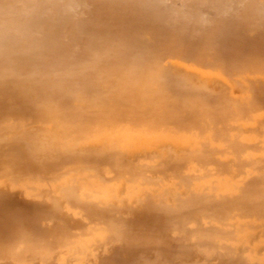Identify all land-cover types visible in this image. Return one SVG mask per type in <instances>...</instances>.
I'll return each mask as SVG.
<instances>
[{
  "label": "bare ground",
  "instance_id": "bare-ground-1",
  "mask_svg": "<svg viewBox=\"0 0 264 264\" xmlns=\"http://www.w3.org/2000/svg\"><path fill=\"white\" fill-rule=\"evenodd\" d=\"M206 57L209 58L205 60ZM181 60H190L200 67H206L200 64L207 62L208 69L211 67L214 73L206 74L199 70L195 74L200 79L204 77L206 80H213L215 85H223V88L226 84L223 75L225 71L253 74L263 71L264 0H0V113L33 114V121H56L49 125L53 128L47 126L39 132L21 129L19 134L7 137L14 138L19 143L13 145L14 152H11L10 147L3 148L4 144L0 141V195L7 194L14 185H22L23 193L29 196L27 184H31L37 191L40 202L37 205L44 208L34 205L30 206L32 209L28 212L21 213L14 212L15 209L12 208L9 213L15 215L5 216L1 209L13 207L15 199L0 197V223L21 225L28 218L31 224L29 232L33 235L38 237L53 234L54 231L46 230L48 228L43 226L40 229L39 225L43 220L53 221L55 217L54 221L60 220L61 210L65 207H77L80 197L76 181L87 173L96 182L118 180L120 189L123 186L126 189L127 186L131 187L130 184H123L127 179L134 185H153V182H157L156 186L165 187L166 193H172L179 186L174 185L176 182L168 185L169 181L166 182L163 178L171 173L162 177L167 186L159 185L162 183L153 174L154 168H162L164 159L160 160L155 156L146 158L144 163L150 167L147 170H143L145 168L142 169L139 162H126L127 155L134 154L139 149L172 146L173 151H178L182 147L179 142L186 139L170 133L168 130L171 122L160 120L161 116L171 113L166 115L173 121L171 124L177 122L179 127L183 123L181 118L185 123L184 127L190 129L189 126L192 125L187 126L186 123L191 124L192 121L187 122L186 119L190 118L185 116L189 111L187 109L195 104L201 110L197 109L195 112L192 109L193 112L190 110L188 115H191L190 112L196 115H199L198 112L206 114L214 108L217 116L210 113V122L214 118L212 122L216 120L222 123L236 115L238 118H235L241 121L246 112L256 113L264 105V89L257 86L253 88L255 95L248 102L250 107L247 110L242 108L244 106L241 102L240 104L234 99L233 93L229 91L226 95L228 102L224 103H230V109L238 105L236 108L239 111L234 113V117L224 103L226 111L219 105L212 108V97L215 96L212 92L208 94L209 89L202 90L205 86L203 82L200 85L191 82L193 76L189 82L182 76L184 71L179 70L182 75L176 72L172 74L171 69L164 66L167 63L173 68L191 70L190 66L182 67L179 63ZM213 92L220 99L225 96L221 90ZM203 95L205 98L209 96L208 101L204 100ZM155 99H161L165 104L154 103L156 107L153 105L148 110ZM157 106L160 109L163 107L162 111L167 107L166 112L162 113ZM174 110L179 114L182 111V116H177ZM155 115L160 118L155 119ZM170 115H173L175 122ZM147 116L151 119L144 118ZM124 121L128 123L123 124ZM262 128H259L261 133ZM196 130L197 134L202 135L203 132ZM222 130L225 131L223 128ZM212 131L213 134L216 133L215 130ZM4 138L0 133V140ZM174 155L166 158V161L171 164V160L177 162L178 157ZM159 161L162 162L158 167L156 165ZM259 161L251 163L255 162L253 164L261 169L258 163H263ZM73 162L86 163L88 166L67 168ZM88 168L90 171L87 172ZM190 172L192 175L196 174ZM42 174L49 175L47 184L43 183L46 187L40 189L39 184L33 183L34 180L39 182ZM246 174L248 173L239 174L240 177L236 176L238 178L229 174V179L218 177L212 184H205L203 176L195 179L196 182L192 180L196 185L189 180V185L183 183L184 196L176 200V204H172L174 199L170 201L154 195L132 206L129 212L121 205L96 214L87 212L89 215L86 216H95L99 220L98 224L106 225L108 222L106 226L109 229L107 228L108 234L103 231L105 228L101 230L98 227L100 230L96 231L98 228L95 220L79 224L77 227L87 230L94 226L95 231H92L91 237H86L81 242L85 243L86 249L89 248L87 243L97 239L125 241L126 249L127 244L130 246V243H138L137 246L141 247L140 256L138 254L135 257L134 264H141L136 260L138 256H144V250L154 247H147L146 244L154 237L170 242L162 257L165 264H212L202 261L201 257L214 254V250L221 247L226 250L224 253L220 252L223 253L221 256L224 258L225 255V261L233 259L232 264H264V197L261 196L264 195V171L251 174V181L245 180ZM63 175H68V179L61 186L59 178ZM172 178H177V175ZM153 187L142 188L146 190ZM42 199L49 209L42 204ZM87 204V209H95L94 205H97L94 201ZM243 211L246 212L244 215ZM232 212L235 215L229 216ZM16 214L20 215L17 217ZM21 217L23 218L20 219ZM65 220L67 219L62 221ZM68 221L64 223L72 228L70 225L73 222ZM59 225V231L68 226ZM124 225L127 226L126 229H116ZM50 226L52 228L53 225ZM18 230L20 231L19 227ZM58 234L56 238L61 233ZM36 236L33 241H36ZM61 236L70 238L65 234ZM16 237L13 236L15 240L11 237L14 242L18 241ZM38 238L41 240L40 236ZM56 238L53 239L55 242L59 239L58 244H66H63V239ZM175 240L178 243H174ZM25 242L22 246H15L14 250L12 244H0V258L16 259L24 254L23 249L26 253H35L33 249L37 246ZM212 243L217 246L212 247L215 245ZM42 246H38L39 251H43ZM235 253L237 256H234ZM215 256L212 258L214 261L216 258L218 263L213 261V264H227L228 261L219 262L222 261L220 254ZM195 257L200 260L190 261ZM178 258L182 260L176 261Z\"/></svg>",
  "mask_w": 264,
  "mask_h": 264
},
{
  "label": "rangeland",
  "instance_id": "rangeland-1",
  "mask_svg": "<svg viewBox=\"0 0 264 264\" xmlns=\"http://www.w3.org/2000/svg\"><path fill=\"white\" fill-rule=\"evenodd\" d=\"M177 3H179V2H177ZM208 58L209 57H206L205 60H207ZM179 63L182 67H185V65L190 66L191 70H187L186 68H184V69L173 68V67H170V65H168L167 63H164L165 64L164 66L170 68L172 74H175V72H176V74L182 75L181 74L182 71H184L188 75L191 74L190 76H186V75H184L185 73L182 72L183 73L182 76H184L189 82H190L191 76H193L191 79L192 80L191 82H194L195 84L199 83V85L201 82H203V84L205 86H203V88L201 86L202 90L209 89L208 94H210V92H212L215 96L214 98L212 97V99H213L212 103L210 101L212 108L218 107L217 105H219V107H221L225 104L224 102H228L226 95L230 91L231 94L233 93L232 96L234 97V99L238 100L237 102H239V103L241 102L243 104L244 107H242V106L241 107L244 109L246 108V110H247V107H250V103H248V102L250 100H252L253 95H255L253 93V90H254L253 88L258 86V87H261L264 89V85H263L264 84V70L261 72H258V73H254V74L253 73L236 72L233 70H230V72L229 71L228 72L223 71L224 72L223 75L226 78V84H225V87L223 88V85L217 86V85H215V82L213 80L209 81V80H206L204 77L200 79L195 74V71H199V70L206 72V74H209V73L213 74L214 73L213 69L211 67H210L211 69L210 68L208 69L209 66H207L208 65L207 62H206V64L205 63L200 64L198 62L200 65L204 64L207 68L202 67V66H201L202 67L201 68L200 66L193 64V62H191L190 60H187V61L181 60V61H179ZM199 68H201V69H199ZM174 69H175V71H173ZM177 71H179V73H177ZM233 72H236V73H233ZM220 73H222V72L220 71ZM194 75L197 77H195ZM158 81L162 83V81H160V80H158ZM237 81L241 82V83H238ZM203 84H201V85H203ZM253 85H254V87H251ZM246 86L248 87L247 89H249V90L246 89ZM204 87H207V88H204ZM212 90L215 92L217 90L218 91L221 90L222 95H225V96H223L220 99V98L216 97V93H214ZM203 92H205V91H203ZM206 92H207V90H206ZM213 94H211V96ZM205 96H206V94H205ZM205 96L203 95L204 100L208 101L209 96H207V98H205ZM204 100L202 99V103ZM209 100H210V98H209ZM157 102L161 103L160 105L165 104L164 101H161V99H157V101L155 99V100H153V102H151V105L147 109L149 110V109H151V107H154L155 106L154 103L158 104ZM196 103H197V101H196ZM224 106H226V109L228 110V112L230 110V112H231L230 115L231 116L233 115L232 117H234V113L236 111H239V109L236 108L238 105L237 106L235 105L236 107L232 108V109H230V106H231L230 103H226ZM224 106H223V109H225ZM160 107H162V106H160ZM239 107H240V105H239ZM158 108H155V109H158ZM162 108L161 109L159 108V109L162 111ZM166 108L164 110L165 112H166ZM199 108H201V107H199ZM192 109H193V111L197 112V109H198L197 105L195 104V106H193V107H191V109L189 108L187 110L192 111ZM194 109H196V110H194ZM226 109H225V111H226ZM176 110H174V111H176ZM198 110H201V109H198ZM257 110H258V112H256V113L246 112V115L244 116V118H242L241 121L235 118V117H237V115H236L233 119H230V118L225 119V121L223 123L216 121V120L214 122H212L214 120V118L210 122V119H211L210 113L216 115L215 114L216 110H214V108L211 109L210 111H208L206 114L198 112L199 115H196L194 113L192 114V112H193L192 111L190 113L193 117L191 115H188L189 111H187V115L185 117L190 118V119L192 117V119L191 120L186 119V120H187V122L192 121L193 124L192 123L191 124L186 123V125L187 126L192 125V127H194V125H195V127H196V128L194 127L195 129L190 127V126H189L190 129H188V127H184L185 123L181 118H180V120L183 123H180V124H183V126L179 124V127H177V122L174 124H171V123H173V121L169 120L170 117L166 116L167 114H171V113H167L165 115L163 114L164 116L160 115L162 118L160 120L168 121L169 123L171 122L170 123V130H168L170 133H172L176 136L179 135V136L184 137L186 139V141L179 142V144H180L179 146H182V147L178 151H177V149L173 151L172 146H171V148H168V146H160V147H155L152 149H139V150L135 151L134 154H131V155L128 154L126 157V162L128 164H130V163L133 164L134 162L135 163L139 162V163H141V166H142L141 168L142 169L145 168L143 170H147V168H150V167H148L146 165V163H144V160H147L146 158L151 157V156H155L158 159H160V158L164 159V161L162 163V165L163 164L164 165L162 166L161 169H159V168H154V170L152 169L154 176H157V178L162 183L159 185L167 186L166 182L169 181L168 185L170 183L176 182L174 185H177L180 188L179 187L176 188L175 189L176 191H174L172 193H166L165 187L159 188L158 186L155 185L157 182H155V184L153 182V185L148 184V183L143 184V185H141V184L140 185H138V184L134 185V183L129 182L127 179H125L123 184L125 186L130 184L131 187L127 186V189H126V187L123 186L122 187L123 190H122L118 186L119 185L118 180H114V181L111 180V181L106 182V183L96 182L97 180L93 179L91 177L92 175L88 176L89 173H87V174H85V177H83L81 180L76 181V183H78L76 190H77V194L80 197L79 204L77 205V207L76 208L65 207L61 210V212L63 214L61 212H59L62 214V215L60 214V216H59L61 218V219L59 218L60 220L57 219L56 221H54V219H56V217H55V218H53V221L51 220L54 223H52L49 220H43V222H41V224L39 225L40 229H42L41 227L43 226L44 228H48L46 230L54 231L53 234L50 233L51 235L50 234L48 235L49 237L46 234L45 235L44 234L39 235L41 238V240H39V238H38L39 236L37 237L36 234L33 235V233L29 232L31 229V224H29L28 218L27 219L25 218L24 220H26V221H24V223H21V225H10V224L8 225L6 223L5 224L0 223V241H1L0 244H1V246L3 245L2 243L8 244V246H10L12 244L11 247H13V250H14L15 246H18V245L22 246V243L26 244L25 241H27V244L31 243V244L37 246V248L33 249L36 251L35 253L31 251L33 254L32 253L30 254V252L26 253V252H24V249H23V251H22V254L24 253L23 255H21L18 258L14 257L16 259L11 258V259H13V261L17 260L18 263L16 261H14L15 263H13V261H11L10 258L4 259L3 257H1L0 258V264H134L133 261H134L135 257L140 253L139 250L141 248V247L137 246L138 243H135V244L130 243V244H132L130 246H129V244H127L128 247L126 249V247H125L126 242L125 241H117V240H112V241H105L104 240V241H102L103 239L102 240L97 239L96 241L92 240V242L87 243L89 248L86 249L84 247L85 243H83V241L81 242V240L82 239L84 240V238H86V237L92 236V231H93L94 226L92 229L87 230V229H84L82 227H80V228L77 227L79 224L87 223L89 220L90 221L95 220L97 228L101 227V230H103V228H105L106 230H103V231L105 232V234L106 233L108 234V232H107L108 227L106 226L108 222L106 223V225H105V223H102V224L99 223L101 225L100 226L98 224L99 220H97V218L95 216H92V214L90 215L92 217L86 216V215H89V213L87 214V212H93V214H96L97 212H100V211L113 210V209H111L112 207L116 209L117 206H119V205L123 206L125 211L129 212L128 210L130 208H132V206L141 202L143 199H145L147 197L149 198L150 196H154V195L159 196L160 198L170 199V201L172 199H174L172 201V204H176L177 203L176 200L180 199V197L182 199V197L184 196L183 191L185 189H182L183 185H184L183 183L189 185L190 182L194 183L192 180L195 181V179L201 178L202 176H203L202 178H205V184H209V183L212 184L213 182H215L216 178H218V177H222V178L226 177L227 179H229L230 178L229 174H231L235 178H238V177H240L239 174L244 175L245 173H248L249 175L246 174L245 180L249 179V181H251L252 180L251 174L254 175L257 171H264V170H262V169H264L263 168L264 167L263 166L264 165V161H263L264 160V149L262 148V147H264V125H263V123H264V105L262 107L258 108ZM164 111H162V113H164ZM159 112H155V114H157V113L161 114ZM176 112H174V113H176ZM228 112H226V113H228ZM174 113H172V114H174ZM221 113L224 114L223 112H221ZM180 114L182 116L183 112L181 111ZM180 114H179V112H177V116ZM32 115L33 114H31L29 116V114L26 115V113H24V114L7 113V112L6 113H0V119H1L0 120V129H2V130H0V133L3 134L5 137L4 139L0 140L1 143L4 144L3 148L6 149V148L10 147L11 152L15 151V149L13 150L12 147H13V145L15 146L19 143L15 142L14 138L10 139L7 137L12 136L14 134L15 135L19 134L21 129H29V130L32 129L35 132H37V131L39 132V131L45 130V128L47 126L56 123V121H47L45 119H40V121H36V120L33 121L35 119V116H32ZM151 115H154V114H151ZM250 115H252V116H250ZM170 116L172 117L173 115H170ZM175 116H176V114L174 115V118H175ZM201 116H203V117H201ZM185 117H183V118H185ZM211 117H212V115H211ZM144 118H149V117L147 116ZM151 118H149V119H151ZM156 118L159 119L160 118L159 115L158 116L155 115V119ZM176 119L179 121L178 118H176ZM172 120H174L173 117H172ZM43 122H46V123H43ZM174 122H175V120H174ZM14 123H15V125H14ZM122 123L127 124L128 122L124 121ZM1 125H2V127H1ZM5 125H8V126H5ZM19 125H20V127H19ZM30 126L32 128H30ZM50 127H52V126H49L48 128H50ZM227 127H228V129H227ZM229 127H230V130H229ZM36 128H37V130H36ZM219 128L221 130H222V128L225 129V131H227V134L224 130H222V132H221V130ZM259 128L260 129L262 128V133H261V130ZM174 129H177V130H174ZM196 129H199L200 133L203 132V133H201L202 135L197 134ZM254 129H256V130H254ZM183 130H184V133H183ZM212 130H215L216 133H218V132L219 133L216 134L214 132L215 134H213ZM175 132H177V133H175ZM182 133L187 134V135H183ZM220 133H222V134H220ZM231 141H232V143H230ZM232 144H233V147H232ZM235 145L239 146V147H236ZM245 145H246V147H244ZM258 148H262V149L256 151V149H258ZM176 152H177V155H174ZM172 155L177 156L179 158V160H178V158H177V162L175 160L174 161L171 160V162H172V164H171L170 162L166 161V158L171 157ZM259 158H261L260 161H259ZM250 160L251 161L257 160V162L259 161L260 163H263V165L262 164L260 165L258 163V166L259 167L261 166V169L257 167V164H253L255 162L251 163ZM160 162H162V161H159V163L156 166H158V167L161 166ZM70 164H72L73 167ZM169 164H170V166H169ZM68 165L71 166V167H68L66 165L67 168H70V169L76 168V166H88V164H86V163H83V164L75 163L74 164V162L69 163ZM91 167H93V166H91ZM91 167H89V168H91ZM89 168H88L87 172L90 171ZM164 170H166V171H164ZM190 171H192L193 174H195V173L196 174L192 175V174H190L191 173ZM169 172L171 174H169ZM57 173H59V171H57ZM160 173H162V175H160ZM163 173H165V174H163ZM184 173H185V175H184ZM166 174L167 175L169 174V176H165ZM172 174L175 177L177 175L178 179L177 178L173 179L172 177H174V176ZM48 175L49 174H42L39 182H38V180H34L33 184H35V185L39 184V186H41L40 189L45 188L46 185H43V183L47 184ZM171 175H172V177H171ZM163 176H165V177H163ZM236 176H238V177H236ZM162 177L164 179H166L165 180L166 182L164 181V179L162 180ZM166 177L171 178V180L172 179L173 180L171 181V180L167 179ZM195 177H197V178H195ZM41 178L44 180L41 181ZM183 178H185V179H183ZM67 179H68V175L61 176V178H59V180H60L59 184H61V186H63V184L67 181ZM189 180H190V182H188ZM177 182H179V183L177 184ZM98 183H100L101 185L97 186ZM102 184H104V185H102ZM194 184L196 185V183H194ZM27 186L29 189L27 191L29 196H26V194L23 193L24 188L22 185H14L11 187V189L9 190V192L7 194H4V195L1 194L0 195L1 198H14L15 199V201H13V207H10V208L6 207V209H3L4 208L3 207L1 209L2 212H4L5 216H12L13 217L15 215V213H12L10 215L12 208L15 209L14 212L20 211V213L22 211L28 212L29 210L32 209L30 206H34V205L36 207L40 206L41 209L43 208L41 205H39V206L37 205V203L39 202L38 201L39 199L37 196V191L31 187V184H27ZM148 186H154V187L152 189H146V190L142 188V187L146 188ZM136 190H139V191H136ZM261 196L264 197V195H261ZM41 201H42V204L46 205V207L48 208L44 199H42ZM91 201H94L97 203V205H94L95 209H87L86 208V205H88L87 203H89ZM102 208H104L105 210H100ZM235 213H236V211H235ZM235 213L232 212V213H229L228 215L233 216V215H235ZM245 213L246 212L243 211V215ZM58 214L55 216H58ZM19 215L20 214H16L17 217ZM65 215H66V218H65ZM67 216H68V218H67ZM22 218L23 217H21L20 219H22ZM64 219H67L64 221L65 223L68 220H70L71 223L73 222V225H70V226H72V228H69V225L65 224L62 221ZM14 220H15V218H14ZM243 220L248 221L246 219H243ZM19 221H21V220H19ZM231 221L232 220H229V222H231ZM49 224L53 225L52 228ZM59 224H61V225L65 224L64 226L68 225L67 226L68 228L64 227V228H67V230L64 228H60V231L57 230L60 227ZM6 225L9 227H7ZM74 225H76V227ZM191 225H194V224L191 223ZM17 226L19 227L20 231L18 230ZM56 226H58V227H56ZM15 227H17L18 232L16 231ZM119 228H123V229L125 228L126 229L127 226H125V225L122 227L120 226V227H117L116 229H119ZM8 229H10V230H8ZM113 229H115V228L113 227ZM123 229H122V231H123ZM95 230L99 231L100 228L95 229ZM27 231L29 233H27ZM16 232H17V234H16ZM59 232L61 233L60 236L65 234V236H70V238L69 237L65 238L64 236H61V237L57 236V238H56V235H59L58 234ZM84 232H85V234H84ZM89 232L91 234H89ZM94 232L95 231H93V233ZM7 233H9V234H7ZM81 233H82V236H81ZM10 234H12V236ZM7 235H8V237H6ZM9 235L12 238H13V236L16 237L18 235V237H16L18 239V241L17 240H16L17 242L15 241L16 244L13 241L15 239L13 238V240H12V238L10 237L11 240L13 241L12 242L9 238ZM54 235H55V237H54ZM34 236H36V241H33V239L35 240ZM44 236H46V237H44ZM58 237L61 240L63 239V241H62L63 244L64 243H66V244L61 245L60 241H59L60 243L58 244V240H59ZM62 237H64L65 239ZM53 238H56V240L57 239L58 240L55 242V240ZM23 239H25V241H23ZM49 239H51V240H49ZM37 240H39V241H37ZM52 240H54V241L52 242ZM176 242L178 243V241L175 240L174 243H176ZM13 243L15 244L14 246H13ZM179 243H181V242H179ZM57 244H58V246H57ZM146 244L148 245L147 247H151V246H154V247H152V249H150V250L148 248L147 251L144 250L146 255L144 253H142V254H144V256L141 255V257L142 258L145 257V258L142 259L140 257L141 258L140 259L139 258L140 254H139L138 258L140 260L138 258L136 260L141 262V264H165L166 262H164L162 257L165 255L164 252H167L166 249H167L168 245L170 244V242L164 238H155L154 237V238H151L149 241H147ZM146 244H143L144 247L146 246ZM118 245H121L124 248L123 249L119 248L121 246L118 247ZM139 245H140V243H139ZM194 245H195V243H194ZM212 245H214L212 247L217 246L216 243H212ZM5 246H7V245H5ZM38 246H42L45 250L43 249V251H39L40 248L38 249ZM76 246H78V247H76ZM104 248L106 249V251H104L105 250ZM221 248L220 249L217 248L216 250H214V252L218 255L220 254V256H221L225 250L224 247L222 249ZM68 249H70V250L68 251ZM74 249H75V251H74ZM80 250H82V251L79 253ZM221 251L223 252L222 254L220 253ZM146 252H148V254ZM215 253L214 254L211 253L209 255H206L205 257H201L202 261H205V262L207 261V263L213 264L214 259L212 257H216ZM220 256H218V257H220ZM234 256H237V254L235 253ZM221 258H222V261L220 260L219 261L220 263L221 262L226 263L228 261L227 264H229V263L232 264V262H233V259H231V260L227 259V261H225L226 260L225 255H224L225 259L223 258V256H221ZM221 258H217V259H221ZM8 260H10L11 262ZM181 260H182L181 258H178L176 261H181ZM191 260L197 261V260H200V258L195 257V258H191L190 261ZM216 261L217 260L215 258L214 262H216ZM234 261H235V259H234ZM136 263L137 262H135V264ZM216 263H218V262H216Z\"/></svg>",
  "mask_w": 264,
  "mask_h": 264
}]
</instances>
